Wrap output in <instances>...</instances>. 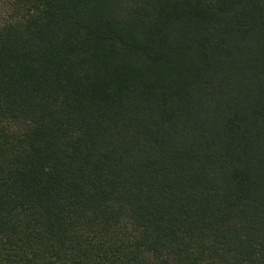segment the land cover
<instances>
[{
  "label": "trees",
  "instance_id": "trees-1",
  "mask_svg": "<svg viewBox=\"0 0 264 264\" xmlns=\"http://www.w3.org/2000/svg\"><path fill=\"white\" fill-rule=\"evenodd\" d=\"M0 264H264V0H0Z\"/></svg>",
  "mask_w": 264,
  "mask_h": 264
}]
</instances>
